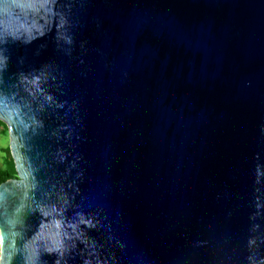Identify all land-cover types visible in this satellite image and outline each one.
<instances>
[{"label": "water", "instance_id": "water-1", "mask_svg": "<svg viewBox=\"0 0 264 264\" xmlns=\"http://www.w3.org/2000/svg\"><path fill=\"white\" fill-rule=\"evenodd\" d=\"M60 3L71 44L53 27L0 45V95L41 77L0 105L19 170L0 195L36 184L26 237L67 200L66 223L92 220L68 264L93 247L108 264H246L247 240H264V0Z\"/></svg>", "mask_w": 264, "mask_h": 264}, {"label": "clouds", "instance_id": "clouds-1", "mask_svg": "<svg viewBox=\"0 0 264 264\" xmlns=\"http://www.w3.org/2000/svg\"><path fill=\"white\" fill-rule=\"evenodd\" d=\"M72 7V3H60V0H0V45L6 44L9 40L30 44L44 37L53 27L56 29L58 41L71 44L72 38L67 29ZM7 67L8 57L0 51V73ZM35 72L36 70L27 74L24 72L15 74L14 82L4 89L5 94L0 95V105L14 102L21 85L38 84L41 77L33 74ZM244 86L251 87L252 81H245ZM46 99L51 101L52 96L49 95ZM14 108L19 110L20 105L15 104ZM36 123L37 121L33 120V124ZM30 127L31 125L24 124L25 131ZM7 128L6 123L0 120V148H2ZM257 128L258 135L264 137V121H261ZM253 158L259 159V153H256ZM2 159L3 157H0V160ZM256 174L258 177L262 175L259 166H257ZM9 178L19 181V170L15 166L14 157L9 166ZM5 179L3 171L0 170V185H4ZM35 188L36 184L33 183L30 188L16 195L7 198L0 195V264H46L44 256H55L53 264H68V259L72 258L78 247L77 241L88 247L82 237L84 229L92 226V220L84 213L77 212L75 222L66 223L63 205L68 203L67 200L60 205L59 211L56 206L50 210L41 208L42 215L52 216L51 221L41 223L31 237H26L22 213L33 210ZM256 207L259 210L264 206L257 203ZM81 225L84 228H81ZM259 227L258 224L253 226L254 229ZM261 244H264V240L257 238L247 240L246 264H264V254L260 250ZM197 246L205 247L206 242L198 241ZM79 255L82 257V264H108V261L99 258L94 247L87 252L83 248L80 249ZM216 264H220V261Z\"/></svg>", "mask_w": 264, "mask_h": 264}, {"label": "trees", "instance_id": "trees-1", "mask_svg": "<svg viewBox=\"0 0 264 264\" xmlns=\"http://www.w3.org/2000/svg\"><path fill=\"white\" fill-rule=\"evenodd\" d=\"M6 134H7V130H6ZM5 134V135H6ZM1 157H3L1 161V166H0V170L3 171V175L6 177L5 182L10 180V179H14V178H9V166L11 164V162L13 161L9 152V147H6L5 149H1Z\"/></svg>", "mask_w": 264, "mask_h": 264}, {"label": "rangeland", "instance_id": "rangeland-1", "mask_svg": "<svg viewBox=\"0 0 264 264\" xmlns=\"http://www.w3.org/2000/svg\"><path fill=\"white\" fill-rule=\"evenodd\" d=\"M8 145H9V139H8V134H6V135H4V137H3V141H2V148H0V150L1 149H5L6 147H8ZM1 152H0V157H1ZM2 164H1V161H0V166H1Z\"/></svg>", "mask_w": 264, "mask_h": 264}]
</instances>
